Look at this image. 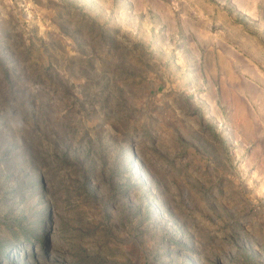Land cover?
<instances>
[{
  "label": "rangeland",
  "instance_id": "374dc122",
  "mask_svg": "<svg viewBox=\"0 0 264 264\" xmlns=\"http://www.w3.org/2000/svg\"><path fill=\"white\" fill-rule=\"evenodd\" d=\"M0 264H264V0H0Z\"/></svg>",
  "mask_w": 264,
  "mask_h": 264
},
{
  "label": "clouds",
  "instance_id": "9594fccd",
  "mask_svg": "<svg viewBox=\"0 0 264 264\" xmlns=\"http://www.w3.org/2000/svg\"><path fill=\"white\" fill-rule=\"evenodd\" d=\"M8 126L14 132H20L25 128V122L22 118L16 117L8 121Z\"/></svg>",
  "mask_w": 264,
  "mask_h": 264
}]
</instances>
